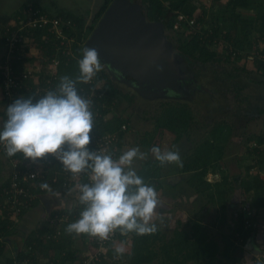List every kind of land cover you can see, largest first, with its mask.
<instances>
[{
	"label": "crops",
	"instance_id": "crops-1",
	"mask_svg": "<svg viewBox=\"0 0 264 264\" xmlns=\"http://www.w3.org/2000/svg\"><path fill=\"white\" fill-rule=\"evenodd\" d=\"M73 1H76L77 5H74ZM87 1L88 8L84 12H78V0H0V78L2 59L5 54L3 32L6 27H15L19 16L28 9H39L49 15L64 12L85 17L90 15L91 9H96L93 3L99 0ZM247 11H249L247 16H244ZM236 12L248 18L256 16L252 8H238ZM30 51L27 67L36 68L41 65L44 55L36 49ZM19 67L21 70L24 68L23 65ZM35 76L37 80L41 77L38 72ZM4 109L0 80V128L4 122ZM263 124L264 121L259 125L253 123L239 131L235 130L238 126L228 125L224 127L226 133H223L221 129L214 138L211 133L210 138L204 137L199 143L193 140L191 131L176 141L174 136L162 134L154 143L153 146L160 147L162 151H179L183 161V167H176L174 164L160 167L150 182L162 202L156 209L158 218L155 223L159 233H155L157 237L152 240L155 251L159 250L162 241L169 244L174 233L184 231L189 234L195 223L202 227L208 241L216 243L219 253L224 249L225 239L233 243L230 249L231 256L228 260L222 261V264H264V142L257 144L259 137L264 138ZM130 126L129 132L123 136L121 145L117 148V157L131 147H139L141 152L147 153V158L135 161L134 167L138 171L146 162L151 161V157L146 147L140 144L142 140L138 138V131L136 133L135 128ZM261 126L263 128H260ZM153 127L152 125L145 133H151ZM130 139L133 141L129 142ZM206 141L208 142L205 143ZM251 141H254L253 143L257 146H252ZM197 151L201 152L197 154ZM206 155H209L211 162L204 166L197 163V171H193L191 165H195L193 162L196 157L205 160ZM215 157L218 159L215 160ZM0 164L2 165L3 161ZM25 164L32 167L39 165L29 160H26ZM203 168L207 171L201 183L195 179L194 175ZM46 197L52 199L50 209L45 207L44 198ZM78 207V193L56 188L48 190L39 199L33 201L31 207L18 217L9 218V215L0 208V220L3 218L7 221L4 224L7 230L0 229L2 233L0 264H9V261L18 258L20 252L22 253L24 248L30 245L31 239H38L39 231L46 233L47 230L52 229L48 220L55 214L68 217L67 221L61 225L66 233L67 225L79 219L77 214L73 215ZM241 223H244L245 229L249 230L246 236L238 231ZM120 238L125 240L123 243L127 248L125 253L127 256L131 251V242L129 238L123 236ZM41 242L43 246L35 249L34 258L37 264H44L48 259L49 245L45 241ZM71 244L72 247L69 248L77 251L80 257L90 252L89 240L83 239L81 234H73ZM247 247L257 252L252 253ZM73 264H79L78 260Z\"/></svg>",
	"mask_w": 264,
	"mask_h": 264
},
{
	"label": "clouds",
	"instance_id": "clouds-1",
	"mask_svg": "<svg viewBox=\"0 0 264 264\" xmlns=\"http://www.w3.org/2000/svg\"><path fill=\"white\" fill-rule=\"evenodd\" d=\"M75 79L65 75L54 90L42 97H21L6 107V120L0 128V143L5 154L17 153L31 162L53 157L73 177L89 174V182L78 184L79 219L69 223L67 234H87L106 241L119 231L121 236L155 234L156 209L161 205L155 188L137 174L134 163L147 153L131 147L114 159L111 153L90 151V133L94 126L92 101L78 94L77 84L89 83L103 70L95 48H85L78 60ZM161 167H183L179 151L153 146L150 149ZM50 190L47 183L40 185ZM115 249L117 257L123 253Z\"/></svg>",
	"mask_w": 264,
	"mask_h": 264
},
{
	"label": "trees",
	"instance_id": "trees-1",
	"mask_svg": "<svg viewBox=\"0 0 264 264\" xmlns=\"http://www.w3.org/2000/svg\"><path fill=\"white\" fill-rule=\"evenodd\" d=\"M113 0H103V3L100 9L95 13L92 17L91 21L87 23V19L84 16H75L68 13L60 12L59 14L63 15L66 14L69 18L72 19L74 23V27L72 30L67 31L69 36H75L77 40H85L88 34L93 30L109 4ZM218 2V0H216ZM141 3L145 10V16L148 21L153 20H160L165 24L166 32L170 31L174 28L176 22L178 23V18L180 16L187 17L189 19H195L196 23L202 24L204 23L205 14L202 10L200 15H197V6L193 0H141ZM260 6V5H259ZM255 7L251 0H228L226 5L227 9L233 14L232 21L226 26V34L223 35L224 40L230 41L232 35L238 34L240 32L245 34V38L247 37V33L249 30L254 29L259 36L264 37V4L260 7ZM238 8H252L256 10V16L254 18H248L242 16L240 13L236 12ZM58 14V15H59ZM222 16V15H221ZM220 21V20H219ZM221 26L225 27V21L220 22ZM179 28H183L182 30H187L189 32V28L187 26L186 21H181L178 23ZM218 25L217 23H215ZM212 26V25H210ZM222 27V29H223ZM213 32L215 33L217 30L221 29L217 26L213 28ZM211 30V29H210ZM40 32L34 33V39L39 41ZM218 34H215V36ZM214 36V35H213ZM181 37V36H180ZM201 36L192 35L189 32L188 38L181 37L178 38L175 44V47L180 52L181 56L188 61L192 65H197L199 67L205 66L208 64H213L218 62V53L210 47L208 39H205L204 42L200 41L198 38ZM212 40V38H211ZM210 40V41H211ZM231 45L233 48L242 50L245 49L242 42L232 41ZM251 46V45H250ZM84 47V45H83ZM83 47L76 48L75 54L78 56L79 59L82 58L83 54ZM248 47V46H247ZM230 58V57H229ZM228 58V59H229ZM237 58H230V59H238ZM262 64L257 65V71L264 72V66ZM79 74L78 69V61L68 59L67 57H63V63L59 67L58 77L59 80L62 76H69L70 78L75 79L76 76ZM97 82L100 84L101 89L103 91L104 97L101 102L104 104V108H101L99 111L100 117L98 118L97 122V131L99 135H103L105 133H116L118 138L117 148L121 145V140H123V136L127 133L129 129V124L126 120H123L120 115H117L116 107H115V100L116 98H120L125 101L128 105H133L136 101H140V103L144 106L143 113L147 116L143 117L142 119L146 122H153L154 130L151 133H146L145 137L141 141V145L146 147L151 161L146 162L138 171L137 174L141 176L144 181L148 184L152 182L154 177L159 171L161 167L159 162L155 161L154 157L150 153V149L153 147L154 143L160 139L162 134H170L174 136V140L180 139L183 135H187L194 126L198 124L199 119L197 118V111L193 107L195 105L200 106V104H191L186 101H176L170 100L166 98H158L154 101L141 99L132 91L125 92L123 88H121L116 80H113V76L103 67V70L97 73ZM59 83V81H58ZM31 86V84H30ZM78 94L82 97L85 96V93L88 91L87 86L85 83L77 84ZM83 89V92H80V89ZM129 90V89H128ZM203 95L196 96L202 97ZM34 98V102H35ZM149 108V109H148ZM148 110V111H147ZM111 116L108 118V116ZM122 125H127L126 131H121ZM221 124L216 125L212 132V138L215 137L218 131H220ZM206 141L205 143H207ZM264 142V138L259 137L257 140V144H262ZM208 146V145H207ZM201 152V151H200ZM197 151V154L200 153ZM115 155L117 156L118 153L115 151ZM219 153V158H220ZM14 158H18L20 160L26 161L22 154L17 153ZM217 160L218 158H214ZM211 160L209 159V155H206V159L202 160L199 159L197 156L195 161V165L192 166L193 171H197V163H200L202 166L210 163ZM54 169L62 170L60 166H55ZM207 169L203 168V170L199 171V173H195L194 177L196 180L202 183V177L205 175ZM53 172V171H52ZM52 173H49L46 178H50ZM60 182L62 177L59 178ZM258 184H260L257 180ZM81 183H86L85 179L81 180ZM261 185V184H260ZM73 184L71 187L67 189H63V191H74ZM76 192V191H74ZM2 193V188L0 187V196ZM82 211V206L79 205L78 210L73 213L79 216L80 212ZM8 218V216H7ZM6 218V219H7ZM75 219V217L73 216ZM73 218L71 220H73ZM79 218V217H78ZM1 219V218H0ZM3 218L0 220V229L2 231H6V224ZM239 232L242 235L246 236L248 233V229H245V224H239ZM55 228L47 230L46 233L38 232L39 235L47 234L50 232H54ZM62 236L57 243L47 242L49 245L48 247V259L49 261H57L56 264H73L76 260L78 262L82 260L83 257H80L77 254V251L71 250L69 247L72 245V236L73 234L64 233V228H61ZM159 233L158 231L156 234ZM83 239L89 240V250L93 252L95 249V242L94 237H90L87 234H81ZM118 238L122 237L117 231ZM124 238H129L131 242V251L128 256V260L124 259H113L112 262L106 260L105 257L99 264H150L155 259H160L159 264H222V261L228 260L231 256L230 249L233 246L232 242H229L225 239V246L224 249L219 253L218 247L214 241H208L206 234L203 232V229L198 224H193L192 228L188 233L184 231H179L174 233V236L170 243H163L159 247L158 251L154 250V241L153 238L157 236L155 234L145 235V236H137L134 233L129 234L128 236H123ZM90 238V239H89ZM34 245V251L36 248L43 246V243L38 239H31L29 244ZM1 246V245H0ZM111 246V245H110ZM2 252V248L0 247V253ZM89 252V251H88ZM113 251L110 250V253ZM59 256L56 258L55 255ZM23 253L20 252L18 258L22 257ZM88 254V253H87ZM107 255V254H106ZM120 260V261H119ZM11 262V261H9ZM37 264V262H36ZM225 264V263H224Z\"/></svg>",
	"mask_w": 264,
	"mask_h": 264
},
{
	"label": "built area",
	"instance_id": "built-area-1",
	"mask_svg": "<svg viewBox=\"0 0 264 264\" xmlns=\"http://www.w3.org/2000/svg\"><path fill=\"white\" fill-rule=\"evenodd\" d=\"M17 25L15 27H6L3 32V45L5 47V54L2 59L1 70V87L5 103V114L3 115L4 121L6 120V107L12 104L16 99L21 97L28 98L34 96L35 99L42 97L47 91L54 90L59 81V67L63 63V57L72 60H79L75 54L76 48H81L85 44L89 34L85 40H77L75 36H69L67 31L74 27L72 19L66 14L49 15L39 9H28L25 13L19 16ZM186 21L189 32L192 35L201 36L208 40L209 44L214 45L218 43L217 36L212 35V31L202 34L200 29L201 25L195 22V19L180 16L178 23ZM177 23V26L179 24ZM35 32H40L39 41L33 37ZM263 40V39H262ZM262 40H257L255 45H251L252 51L246 52L244 49L238 50L232 47L229 41H221V46L231 58L248 57L256 65L262 64L264 66V46L261 45ZM32 49L39 50L43 55L41 65L36 68L27 67V60L29 59ZM20 65L24 68L20 69ZM26 66V67H25ZM40 74V78L35 79L36 73ZM31 84V86H30ZM88 91L85 93V98L92 101V111L94 114V126L90 133L91 141L88 146L90 151L111 153L113 158L115 151H117L118 138L116 133H105L99 135L97 131V122L100 117L99 111L104 108L101 100L104 97L100 84L97 82V74L92 81L85 84ZM27 89V90H26ZM25 90V91H24ZM83 92L81 88L79 90ZM27 96V97H26ZM3 125V123H2ZM2 128V127H1ZM121 131L127 130V125H122ZM252 146L256 147L257 144L253 143ZM0 158L3 164L8 165L5 168V179L2 185V193L0 200V208L3 212L9 215V218L20 216L25 210L29 209L36 199H39L48 190L42 189L40 185L47 183L49 189L59 188L61 190L73 186V190L79 194L76 187L81 184L80 181L85 179L89 182V174L82 173L75 178L71 173L63 170L62 165L53 157H46L35 161L36 166H28L26 161L14 157H8L5 154V146L0 143ZM55 166H60L62 170L54 169ZM53 171V172H52ZM52 173L50 178L46 176ZM62 177L60 182L59 178ZM68 217L63 214H55L48 220L49 226L54 232L44 235H38L39 241L57 243L61 236V225L67 221ZM2 233L0 231V240ZM117 231L110 234L109 239L106 241H99L94 238L95 249L93 252H88L79 264H99L101 260L106 257V252L109 246L115 241ZM35 243L27 246L22 251V257L14 258L9 264H36L35 262ZM117 260V259H115ZM57 261H50L48 264H56ZM259 264V263H258Z\"/></svg>",
	"mask_w": 264,
	"mask_h": 264
},
{
	"label": "rangeland",
	"instance_id": "rangeland-1",
	"mask_svg": "<svg viewBox=\"0 0 264 264\" xmlns=\"http://www.w3.org/2000/svg\"><path fill=\"white\" fill-rule=\"evenodd\" d=\"M193 1L198 8L197 15L199 16L202 10L205 14L204 23L200 24L201 33L206 34L208 33V31H212V35L218 34V36H216L219 39L218 43L210 45V47L215 49V51L218 53V62L199 67L197 65L194 66L186 61L187 66L191 70V72L197 78H201L203 84L207 88H213L215 92V94L213 95V104H209L207 106H193L197 111V118L199 119V121L198 124L194 126L190 134L192 135L191 137L193 138V140L199 143L204 137L210 138L211 133L213 132L216 125L221 124L220 130L222 129L224 133L225 128L228 127V125L238 126L237 128H235V130L239 131V129L247 125L250 126L253 123H256L257 125H259V123L262 124V122L264 121V72L261 73L257 71L256 62H253L248 57L243 55L238 59H230L231 57L223 51L220 44L221 41L224 40L223 35L227 33L226 27L228 28V26H226V24L228 25L233 19V14L226 7L228 0H218V2L216 0ZM251 1L256 8L259 5L263 6L264 4V0ZM73 2L74 5H77L76 1ZM102 2V0H99L93 3V7H96V9H91L90 15H86L87 17L85 16L88 21L87 23L91 21L92 17L99 10ZM98 5L99 7L97 8ZM87 8V0H78V12H84ZM252 11L256 13V10L252 9ZM248 12L249 11L245 12L244 16H247ZM217 21L218 25L215 24L217 23ZM222 21H225V27L221 26L220 22ZM216 26L218 28L221 27V29L219 31L217 30L214 33L213 28H215ZM182 29L183 28H179V26H177L176 22L174 28L166 32L168 39L174 46V43H176L178 38H188L189 36V32ZM244 36L245 34L242 32L235 34V36L232 35V38L229 42H242L243 46H245L244 50L246 52L252 51L253 48L250 49V45H255L257 40L263 39L261 45L264 46V37L259 36L254 29L249 30L246 38ZM198 39L202 42L205 41L204 37H200ZM210 40L211 39H209L208 41ZM120 87L123 88L122 86ZM123 90L125 92H130V90L126 88H123ZM116 99L117 100H115V107L118 113L117 115H120L123 120H126L129 126H133V128H135V132L137 133L138 131L139 133V140H142L145 137V132H147L146 130H148L153 125L152 121L146 122L142 119L143 117L147 116L143 113L144 106L140 103V101H135L133 105H128L122 99ZM110 117L111 116L109 115L108 118ZM260 128H263V126H261ZM153 130L154 127L152 131ZM131 141H133V139L129 140V142ZM253 142L254 141H251V143ZM115 157L116 159H118L117 156ZM0 163H2L1 158ZM4 168L7 170L8 165L5 164ZM123 242H125V240L118 238V236L116 237L115 241L113 242V244H111V246H109L106 252V260L112 262L113 259H118L120 256V259H124L125 261L128 260V256H125L127 248L124 247L125 243ZM121 245L123 246L124 251L119 257H117L115 249L117 247H120ZM110 250L113 251V253H110ZM58 254L59 253L55 255L56 258H59ZM51 258V261H53L54 257ZM55 260L58 261V259ZM49 262V259H47L44 264H48ZM159 262L160 259L157 258L150 264H159Z\"/></svg>",
	"mask_w": 264,
	"mask_h": 264
},
{
	"label": "water",
	"instance_id": "water-1",
	"mask_svg": "<svg viewBox=\"0 0 264 264\" xmlns=\"http://www.w3.org/2000/svg\"><path fill=\"white\" fill-rule=\"evenodd\" d=\"M83 48H95L113 80L141 99L166 98L207 106L196 101V96L209 93L213 98L215 94L188 68L168 39L165 24L157 19L147 20L141 0H113ZM5 171L0 166V184L6 177ZM44 200L45 207L50 209L52 199ZM248 250L257 252L251 247Z\"/></svg>",
	"mask_w": 264,
	"mask_h": 264
},
{
	"label": "flooded vegetation",
	"instance_id": "flooded-vegetation-1",
	"mask_svg": "<svg viewBox=\"0 0 264 264\" xmlns=\"http://www.w3.org/2000/svg\"><path fill=\"white\" fill-rule=\"evenodd\" d=\"M202 97H204L203 99H202ZM202 97H198V98H196V99H198V100H196V101H202V102H204V103H206V104H213L214 103V100H213V98H212V95H210L209 93H205V96H202Z\"/></svg>",
	"mask_w": 264,
	"mask_h": 264
}]
</instances>
